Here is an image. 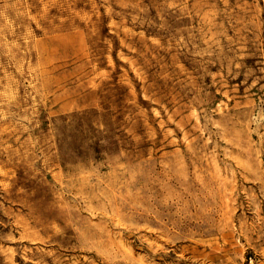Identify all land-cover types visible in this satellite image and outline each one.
I'll return each mask as SVG.
<instances>
[{"label": "rangeland", "instance_id": "obj_1", "mask_svg": "<svg viewBox=\"0 0 264 264\" xmlns=\"http://www.w3.org/2000/svg\"><path fill=\"white\" fill-rule=\"evenodd\" d=\"M0 264H264V0H0Z\"/></svg>", "mask_w": 264, "mask_h": 264}]
</instances>
